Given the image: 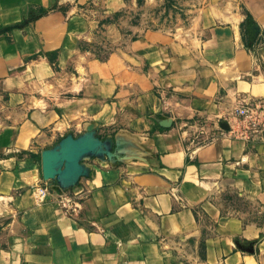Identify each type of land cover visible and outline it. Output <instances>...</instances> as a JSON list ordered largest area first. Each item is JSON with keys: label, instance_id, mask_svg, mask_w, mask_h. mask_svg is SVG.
Masks as SVG:
<instances>
[{"label": "crops", "instance_id": "1", "mask_svg": "<svg viewBox=\"0 0 264 264\" xmlns=\"http://www.w3.org/2000/svg\"><path fill=\"white\" fill-rule=\"evenodd\" d=\"M72 8L0 0V264H264V143L212 139L241 98L264 99V47L252 64L229 27L211 29L203 64L199 41L152 33L171 63L137 68L110 103L105 71H84L98 86L68 74L88 25ZM55 51L52 102L30 88ZM80 104L85 128L69 132Z\"/></svg>", "mask_w": 264, "mask_h": 264}, {"label": "rangeland", "instance_id": "2", "mask_svg": "<svg viewBox=\"0 0 264 264\" xmlns=\"http://www.w3.org/2000/svg\"><path fill=\"white\" fill-rule=\"evenodd\" d=\"M108 1L89 0L84 4L81 0H71L73 14L80 15L88 25L86 36L78 42L73 59L65 66L70 67L71 73L68 74H74L79 85L89 83L98 86L99 84L96 78L98 75L87 74L84 72L86 67L94 66L105 71L108 81L116 88L107 98L110 103L117 100L119 83L132 85L136 81L137 68L151 66L152 62L155 65L171 63L173 52L168 50L167 42L181 44L180 42L185 40L199 41L200 45L193 50V57L203 64H208L210 59L204 44L212 34L211 29L229 27L238 37L239 50L251 55L252 64L256 53L264 47V0H121V6L117 9L110 7ZM152 33L156 34L155 44L161 43L168 49L155 46L152 51V37H150ZM138 41L139 44L136 45ZM45 56L53 76L43 81L38 77V82L33 81L30 89L37 90V86H41L43 95L48 97V101L53 102L57 97V91L53 89L58 82H61V78L56 77L62 64L57 58L56 51ZM107 66L110 67L109 73ZM35 71L38 72V69ZM62 81L65 82L66 78L63 77ZM103 82L106 83L107 80ZM31 96L28 95L29 98ZM242 100L261 99L241 98L237 104ZM54 108L60 110L56 105ZM77 108L80 111L76 120L77 126L71 128L69 122H63V126L59 127L60 130L70 127L68 131L72 132L85 128L81 123L88 120L86 115L88 107L80 104ZM227 117L228 115L218 118L216 128H221L222 124H225L227 128L222 127L225 129L223 136L229 138L226 133L228 125L222 122L223 118ZM95 124L99 123L92 121L86 129ZM217 129H214L213 134L217 133ZM218 136L220 137V134ZM239 142L244 143V141ZM245 144L256 143L245 142Z\"/></svg>", "mask_w": 264, "mask_h": 264}, {"label": "built area", "instance_id": "3", "mask_svg": "<svg viewBox=\"0 0 264 264\" xmlns=\"http://www.w3.org/2000/svg\"><path fill=\"white\" fill-rule=\"evenodd\" d=\"M228 125L227 135L230 139L250 142L264 143V100L240 101L231 111L227 118L222 120ZM227 128V127H226ZM214 133L224 135L225 129L218 128Z\"/></svg>", "mask_w": 264, "mask_h": 264}, {"label": "water", "instance_id": "4", "mask_svg": "<svg viewBox=\"0 0 264 264\" xmlns=\"http://www.w3.org/2000/svg\"><path fill=\"white\" fill-rule=\"evenodd\" d=\"M222 125H223L222 127L226 128V125L225 124H222Z\"/></svg>", "mask_w": 264, "mask_h": 264}]
</instances>
